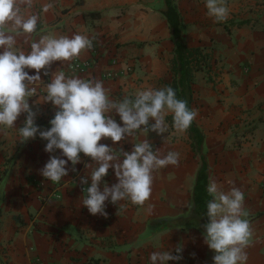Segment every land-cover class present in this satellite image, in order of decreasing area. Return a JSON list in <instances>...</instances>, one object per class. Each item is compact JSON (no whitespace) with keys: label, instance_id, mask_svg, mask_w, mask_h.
<instances>
[{"label":"crops","instance_id":"crops-1","mask_svg":"<svg viewBox=\"0 0 264 264\" xmlns=\"http://www.w3.org/2000/svg\"><path fill=\"white\" fill-rule=\"evenodd\" d=\"M170 1L171 7L158 11L151 4L160 0H33L31 8H22L25 16L37 15L38 22L31 36H17L16 48L27 53L30 42L43 35L95 37L93 47L78 59L55 61L48 71L103 81L114 100L134 98L137 91L160 89L170 81L174 44L168 21L179 24L186 47H199L206 57L203 69L194 73L191 103L198 113L193 122L203 135L205 165L192 150L187 131L169 127L166 134L150 132L153 149L178 152L179 165L153 173L151 197L143 207L106 201L107 217L92 215L81 203L91 180L80 183L90 174L85 164L91 158L81 153L76 171L69 162L68 175L59 183L45 179L39 170L49 157H66L59 149L45 152L47 141L38 134L21 143L22 113L14 128L0 126V264H151V252L176 255L177 247L182 259L168 264H213L204 231L146 230L152 219L189 211L194 189L204 210L210 177L225 191L235 186L244 193V218L253 229L246 264H264V0H225L229 16L223 22L208 15L205 0ZM48 3L53 8L44 12ZM89 12L99 15L84 16ZM76 62L89 66L79 72L73 68ZM109 71L112 77H104ZM41 79L38 96L29 98V104L37 112L36 125L46 130L56 108L51 102L37 104L52 77L41 74ZM114 118L122 124L118 115ZM143 138L138 133L120 144L131 152ZM99 143L117 146L110 139ZM104 179L109 186L117 182L111 168Z\"/></svg>","mask_w":264,"mask_h":264},{"label":"clouds","instance_id":"clouds-1","mask_svg":"<svg viewBox=\"0 0 264 264\" xmlns=\"http://www.w3.org/2000/svg\"><path fill=\"white\" fill-rule=\"evenodd\" d=\"M32 3L33 0H0V126L14 128L20 115L26 114L23 126L19 128L21 143L35 139L38 134L47 141L45 152L61 151L66 159L51 155L39 170L51 182L59 183L68 175L69 162L72 171H76L81 153L90 157L91 163L85 164L90 174L80 178L82 185H87L89 178L91 180L90 186L86 187V196L81 200L90 214L106 218V201L119 205L127 200L143 207L151 197L153 173L169 165L178 166L180 158L178 152L162 154L160 148L154 150L147 139L148 134H166L169 125L165 118L169 114L172 115V128L184 133L198 115L197 111L179 99L171 86L148 88L137 91L134 98L125 96L114 100L103 81L66 76L63 71L50 74L48 69L53 62L78 59L93 47L95 37L43 35L30 42L29 52L17 49V36H31L37 28L38 16L22 13V8H31ZM205 7L216 22H223L229 16L225 0H205ZM52 8L53 4L48 3L42 10L48 12ZM27 70H34L35 74ZM41 74L50 75L52 79L46 85V95L36 103L51 102L56 108L49 121L51 127L46 130L36 125L37 112L29 104V98L38 96L37 86L43 82ZM114 115H118L122 124ZM138 133L144 138L133 143L131 152L123 150L120 142L135 138ZM102 139H110L117 146L99 143ZM110 168L117 180L111 186L104 179ZM207 193L212 199L207 203L204 242L214 252L213 264H246L245 249L250 244L253 229L244 218L247 216L244 193L235 186L225 191L212 177ZM147 210L151 212L150 204ZM181 251V247L175 249L176 255L170 250L153 251L150 253L151 264L179 261Z\"/></svg>","mask_w":264,"mask_h":264},{"label":"trees","instance_id":"trees-1","mask_svg":"<svg viewBox=\"0 0 264 264\" xmlns=\"http://www.w3.org/2000/svg\"><path fill=\"white\" fill-rule=\"evenodd\" d=\"M172 8L175 11V8L173 6ZM162 14L164 13L162 12ZM98 15L99 14L97 12H89L84 14V16ZM168 25L171 30L174 48L173 57L170 62L171 79L169 82L165 83L164 87L171 86L173 89H175L177 92V97L179 99L185 100L189 108L191 109L193 97L192 85L194 84L195 80L194 73L203 69V66L206 63V57L203 55L201 48L186 47L185 41L182 37V33L179 30V24H176L175 22L173 24L168 21ZM165 119L166 123H168L169 127L171 128L172 115L166 116ZM187 133L189 139L191 140L192 150L197 155L202 157V164L205 165V154L201 150V148L203 147V135L201 133V130L193 122L187 130ZM196 194L197 192L194 189L189 211L175 217H161L152 219L147 223V232L149 234H153L161 231L163 228L168 227H193L205 232L204 225L208 222V218L206 216L207 203L212 199V197L207 193V200L205 199L204 201L206 208L203 210L201 209V205L197 204L195 200Z\"/></svg>","mask_w":264,"mask_h":264},{"label":"built area","instance_id":"built-area-1","mask_svg":"<svg viewBox=\"0 0 264 264\" xmlns=\"http://www.w3.org/2000/svg\"><path fill=\"white\" fill-rule=\"evenodd\" d=\"M89 66V64H87V63H79V62H76L75 64H73V68L74 69H76V70H78L79 72H83V71H85V69L87 68ZM112 71V70H111ZM111 71H109V72H106L105 74H104V77H112L111 75H112V72Z\"/></svg>","mask_w":264,"mask_h":264},{"label":"rangeland","instance_id":"rangeland-1","mask_svg":"<svg viewBox=\"0 0 264 264\" xmlns=\"http://www.w3.org/2000/svg\"><path fill=\"white\" fill-rule=\"evenodd\" d=\"M172 1H174V0H172ZM151 5H152V9L158 11L159 9H163V8L166 9L167 7H171V1L169 0V1L163 2V0H160V2L157 5L156 4H151ZM162 11H164V10H162ZM173 24H174V21H173Z\"/></svg>","mask_w":264,"mask_h":264}]
</instances>
